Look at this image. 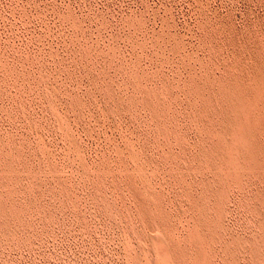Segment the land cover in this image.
Here are the masks:
<instances>
[{"label": "rangeland", "instance_id": "1", "mask_svg": "<svg viewBox=\"0 0 264 264\" xmlns=\"http://www.w3.org/2000/svg\"><path fill=\"white\" fill-rule=\"evenodd\" d=\"M263 225L264 0H0V264H264Z\"/></svg>", "mask_w": 264, "mask_h": 264}, {"label": "bare ground", "instance_id": "2", "mask_svg": "<svg viewBox=\"0 0 264 264\" xmlns=\"http://www.w3.org/2000/svg\"><path fill=\"white\" fill-rule=\"evenodd\" d=\"M51 92V91H50ZM47 93H49V92H47ZM50 95V94H49ZM53 95H54V93H53ZM51 99V98H50ZM51 100H53V96H52V99ZM56 100V99H55ZM51 105H52V107H53V110L54 111H56V112H58L59 111V108H58V105L56 104V102L53 100V101H51ZM62 113H63V111H62ZM56 117V116H55ZM58 117H61V114H58ZM239 125L236 127V129H235V132H234V140H233V144L235 145V146H237V147H242V148H249V147H252V139H251V136H250V133L248 132V130H247V127H246V125L244 124V123H241V122H239L238 123ZM59 128V127H58ZM65 128V127H64ZM238 168H243V166L241 165V164H239L238 166H237ZM263 227H264V225H263ZM127 234V233H126ZM128 235V234H127ZM126 238H124V240H125ZM264 239V238H263ZM129 241V240H128ZM138 241V240H137ZM263 241V240H262ZM125 242H127L126 240H125ZM142 242V241H141ZM154 242V241H153ZM164 242V241H163ZM259 243H261V242H259V240H253V241H251L250 243H249V245L247 246V247H249L248 248V252H249V254H253L254 256L256 255V257L257 256H261V246L260 245H262V243L259 245ZM233 244H235V245H237V246H242L243 247V244H245L244 243V241L242 240V239H240V238H235L234 240H233ZM144 245V244H143ZM234 245V246H235ZM229 246V245H228ZM147 247H149V246H147ZM130 248V247H129ZM151 248V247H150ZM153 248H154V250L156 251V252H158V253H163L164 251H165V249H164V246H163V244H162V242H161V240L159 241V242H154L153 243ZM236 248V247H235ZM230 247H228L227 248V251H229V254L231 253V251H230ZM142 250L144 251V252H146V253H149L150 252V250L148 249V248H146V247H142ZM152 250V249H151ZM240 250V249H239ZM142 251V252H143ZM141 252V253H142ZM237 252V251H236ZM251 252V253H250ZM263 252H264V250H263ZM150 254V253H149ZM148 254V255H149ZM231 254H233V253H231ZM147 255V254H146ZM244 255V254H243ZM253 255H251V256H253ZM264 255V254H263ZM262 255V256H263ZM156 258H159V256L157 257L156 256ZM233 258V257H232ZM258 258V257H257ZM263 258L264 257H262V259H260V260H263ZM256 259V258H255ZM254 259V260H255ZM233 260V259H232ZM259 260V259H258ZM156 261H158V262H160L158 259L156 260ZM234 261V260H233ZM237 261V260H236ZM254 262H257V261H253V264H254ZM259 262V261H258ZM263 262V261H262ZM154 264H155V262H154ZM158 264V263H157ZM159 264H161V263H159Z\"/></svg>", "mask_w": 264, "mask_h": 264}]
</instances>
